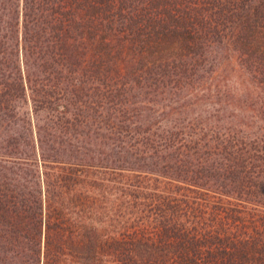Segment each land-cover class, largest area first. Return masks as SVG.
<instances>
[{
  "label": "trees",
  "instance_id": "16d2710c",
  "mask_svg": "<svg viewBox=\"0 0 264 264\" xmlns=\"http://www.w3.org/2000/svg\"><path fill=\"white\" fill-rule=\"evenodd\" d=\"M200 95L264 122V0H0V264H264V129Z\"/></svg>",
  "mask_w": 264,
  "mask_h": 264
},
{
  "label": "rangeland",
  "instance_id": "374dc122",
  "mask_svg": "<svg viewBox=\"0 0 264 264\" xmlns=\"http://www.w3.org/2000/svg\"><path fill=\"white\" fill-rule=\"evenodd\" d=\"M233 57L234 53L230 49L224 47V45H221L219 48H216L215 52L211 55L207 69L220 70L222 69L224 63H227V61L231 64ZM228 70L231 72V68H228ZM229 79L230 85L232 89L234 88V91L238 93L237 95L242 96L244 99L248 94L252 95L250 86L243 81L240 83L239 78L235 77L234 72H232V75L229 76ZM213 100L214 101L211 102V99L204 98L202 95L193 97L189 103L185 104L187 105V108L184 106L180 112L178 110L176 117H182L185 120L199 121H208L206 119H210L208 123L212 124H223L235 121L234 123L236 125H242L243 127H246V124L249 125L250 123L252 124L251 131L255 132L260 130L261 127L264 129V122H257L256 119L253 118L252 112H246L243 101L235 99L228 103L229 99L228 101L215 98ZM30 109L31 105H22L21 113L29 112ZM262 114L263 112L261 115ZM262 116L264 117V115Z\"/></svg>",
  "mask_w": 264,
  "mask_h": 264
}]
</instances>
